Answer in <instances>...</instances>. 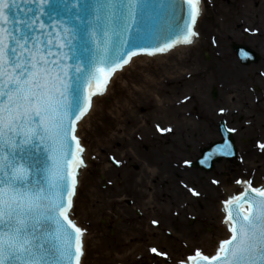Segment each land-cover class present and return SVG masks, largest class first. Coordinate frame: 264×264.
Wrapping results in <instances>:
<instances>
[{"label":"snow or ice","instance_id":"6c2138e0","mask_svg":"<svg viewBox=\"0 0 264 264\" xmlns=\"http://www.w3.org/2000/svg\"><path fill=\"white\" fill-rule=\"evenodd\" d=\"M23 2L0 0V264H84L87 229L74 219L88 153L79 128L137 58L195 43L202 0ZM256 146L264 152V142ZM216 147L232 154L227 139ZM235 184L240 191L221 202L225 237L212 253L196 247L177 264H264V184ZM148 251L171 260L155 246Z\"/></svg>","mask_w":264,"mask_h":264},{"label":"rangeland","instance_id":"374dc122","mask_svg":"<svg viewBox=\"0 0 264 264\" xmlns=\"http://www.w3.org/2000/svg\"><path fill=\"white\" fill-rule=\"evenodd\" d=\"M244 28L263 29V38L245 35ZM197 32L199 44L187 50L183 58L179 54L168 58L175 65L173 72L179 68L184 72L165 83L162 92L168 91V100H180L181 106L189 107L194 128L157 133L155 126L167 121L156 103L142 97L129 105L119 92L120 83L130 79L127 76L119 77L110 94L97 101L98 110L117 115L118 119L108 121L98 115L94 123L89 121L88 130L84 127L80 132L93 152L99 143L98 148L103 149L100 155L98 152L100 158L91 159L94 164L84 172L74 209L77 223L87 229L84 264H177L196 247L212 253L215 242L225 237L219 217L213 218L212 210L220 207L228 179L233 186L236 176L249 175V167H261L264 173L260 162L264 153L254 142L257 124L261 125V105L254 104L250 89L263 81L256 71L260 64L245 67L230 50L233 42L249 41L254 47L259 40L264 42V0H204ZM214 89L216 99L212 96ZM185 97L191 99L185 101ZM221 108L230 113L221 114ZM128 115L136 121L127 127ZM224 117H232L237 129L236 163L223 160L209 173L190 168L184 162L195 161L206 145L220 138L217 124ZM169 121L177 123L178 119ZM110 155L124 163L113 166ZM235 166L239 170H233ZM213 179L220 183L212 184ZM181 181L202 195L189 198ZM175 188L183 190L182 197L168 196ZM173 211H179L178 215ZM190 217L195 218L192 221ZM152 219L161 220L160 226H152ZM153 246L168 252L171 260L150 253L148 248Z\"/></svg>","mask_w":264,"mask_h":264},{"label":"bare ground","instance_id":"6f19581e","mask_svg":"<svg viewBox=\"0 0 264 264\" xmlns=\"http://www.w3.org/2000/svg\"><path fill=\"white\" fill-rule=\"evenodd\" d=\"M195 45L196 44L190 45V46H180V47L173 49L172 51H170L166 54L157 55L154 58L146 57V58H142V59H137L135 61V63L127 71H125L122 74L117 75L114 83L110 84V86H109V92L112 89L111 87L114 86L116 81H118L119 77L120 78L121 77L127 78V76H128V77H130L129 80L127 79L125 81L123 80L121 83L120 82H117V83L118 84L120 83L119 92L123 95V97L125 96L124 100L129 101V105H131L130 103L132 101L141 99L142 97H145L146 100L153 101L156 103V105H157L156 107L159 109V112L161 113V117L165 118L164 120L167 121L165 123H164V121H161V123L159 124L161 128L171 127L172 133H174L173 131H176V130L179 131L181 127L185 128V129L192 128V127L194 128L196 124L193 120L190 119L191 111L189 110V107L188 106H181L180 100L179 101L168 100L167 97H170L168 94V91L166 94H162V92L165 89V87L163 86L165 83H167L168 81H172L173 79L177 78L178 76H175L177 73H180L181 71L184 72L183 68H179L180 71L173 72L172 69H174L175 65H173L172 61L168 58L172 55L174 56V55H178V54L180 56L182 55L181 58H183V56L186 55L187 50L191 49ZM183 62H184V60H183ZM163 72H165V74H163ZM126 73H127V75H126ZM126 105L127 104H125L124 106H126ZM98 109H99V105H98V102H96L95 111L91 114L90 117H88V119H85L82 122V124L79 128V132H81L82 128L84 129V127H86L88 130V128L91 124V123H89V121L91 120L92 123H94L95 119H96L95 117L98 115L102 116L103 118L105 116L107 118L106 120H108V121H111V120L115 121L116 119H118L117 115H114L112 117L111 114L109 116L108 114H105L102 110H98ZM171 115H173V116H171ZM129 116L130 115L126 116V121L128 122L126 125L127 127L136 121L134 118L133 119L129 118ZM175 117H176V119H178L177 123H173V122L169 121L170 118H175ZM168 122H171V123H168ZM127 127H125V128H127ZM140 128L143 129V126H141ZM157 133L163 134V133H167V132H158L157 131ZM81 134H82V132H81ZM148 137H150V135ZM148 137L144 136V138H148ZM82 139H83V137H82ZM140 139H142V137ZM83 142H84V139H83ZM99 146H100V143L98 144V146H96L95 152H93V150L87 146L88 153L86 156V162L90 161L93 156H95L96 159L100 158L99 155L103 149L101 147L98 148ZM98 152H99V155H98ZM88 165H87V167H88ZM230 188H234V186H230ZM225 192H226V190H225ZM205 193L207 194L208 191H205ZM162 195H163V192H162ZM172 195H175L177 197H181L183 195V190H181L179 188H175ZM165 197L168 198L167 195H165L164 198ZM226 197H227V194H226ZM212 211H213V218H214V216H215V219L219 217L218 222H221V220L223 218L222 209L217 208V210H212ZM86 238H87V236H86Z\"/></svg>","mask_w":264,"mask_h":264},{"label":"flooded vegetation","instance_id":"af4514ba","mask_svg":"<svg viewBox=\"0 0 264 264\" xmlns=\"http://www.w3.org/2000/svg\"><path fill=\"white\" fill-rule=\"evenodd\" d=\"M245 29H248V31H245ZM244 32H245V35H248V36H251V37H254V36H261V38H263V29H260V28H244ZM244 35V36H245ZM239 36V35H238ZM259 42V43H258ZM257 42V45H255V47L253 46V44L249 41L247 42H240L242 44H246L250 47L253 48V50L257 51L259 54H260V59L257 63H254V64H251V65H243L245 67H252V66H255V65H258L260 64V68L257 71V73L259 74V78L260 80H263L260 85H255V86H252L250 89H252V94L253 96H255L254 98V104H257V105H261L260 108H258V110L260 111L259 114H258V118L260 119V123L261 125L257 124V127H258V134H257V139H255V144L257 145V142H264V132H263V129H264V76H261L260 73H264V42L261 40H259ZM247 102H244V104L246 105ZM227 110V114L230 113V110L229 109H226ZM232 114V113H231ZM234 115V114H233ZM231 119L229 120L228 118L224 117L223 118V121H225L227 123V125L231 128H234L235 126H233L232 124V120L233 118L230 117ZM222 120V119H221ZM231 123V124H230ZM220 122L217 124L218 125V132H219V136H220ZM236 129V128H235ZM236 133V132H235ZM234 133V137L236 139V134ZM237 142V140H236ZM264 153V152H262ZM239 157V156H238ZM263 158H264V155H263ZM236 161V160H235ZM262 161V162H261ZM261 164H264V160H260ZM236 163V162H234ZM237 165V164H236ZM237 170V166H235L233 168V170ZM262 168L261 167H254V168H248L246 171H248L249 173V177H245L246 179H251L252 180V183L253 185H262L264 184V173H263V169L261 170ZM225 173V171H224ZM245 173V172H244ZM246 174V173H245ZM169 195H172V194H168ZM173 196V195H172ZM176 198H180V197H177L175 196ZM182 197V196H181ZM193 198V199H196L197 197H194V196H189V198ZM169 198V197H168ZM182 213H183V210L181 207H179V209ZM137 214L141 215L140 212L136 211ZM174 213H179V211H173V214ZM175 215V214H174ZM192 218V217H190ZM191 222V221H190Z\"/></svg>","mask_w":264,"mask_h":264},{"label":"water","instance_id":"95a60500","mask_svg":"<svg viewBox=\"0 0 264 264\" xmlns=\"http://www.w3.org/2000/svg\"><path fill=\"white\" fill-rule=\"evenodd\" d=\"M17 2L21 4V8H24V7H25V4H24L23 0H17ZM54 2H55V0H54ZM202 2H204V0H202ZM199 20H200V19H199ZM199 20H198L197 25H196V31H198ZM194 44H199V42H198V41H195ZM194 44H192V45H194ZM142 58H146V57H141V58H137V59H142ZM137 59H136V60H137ZM107 95H108V94H107ZM107 95H106L105 97H107ZM85 119H88V117L85 118ZM230 138H231V136L229 137V136L227 135V140L230 141V143H231V145H232V142H233L232 140H233V139H232V138L230 139ZM220 145H222V144H220ZM216 146H218V145H214L213 147H211V148H209L208 150L204 151V155H203V157H202L201 159H199V161H198V163H197L196 166H202V167H205L207 170H210V169H212V166L214 165V162H215V161L220 160V159L223 158L224 156H226V157H228V158H232L234 155H236V148H235L234 145H232V148H231V152H232L231 155H217V154H215L218 150H220V149H218ZM93 161H94V160H91L90 162L88 161V162H86V163H87V165H88V164H94ZM202 161H203V162H202ZM86 168H87V167H86ZM86 168L82 169V175H81V178H80L81 182H80V186H79V189H78V193H79V190H80V187H81V183H82L83 178H84V175H85L84 172H86ZM229 186H230V179H228L227 184L225 185V189H226V194H227V196H228L229 193H233V192H235L236 190H239V188L236 187V185L234 186V188H230ZM76 199H77V197L75 198V203H76ZM222 212H223V211H222ZM223 216H224V213H223ZM74 219H75V217H74ZM75 220H76V219H75ZM76 222H77V221H76ZM82 227H83V226H82ZM221 227H222V226H221ZM83 228H85V227H83ZM215 244H216V243H215Z\"/></svg>","mask_w":264,"mask_h":264}]
</instances>
